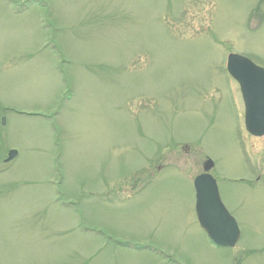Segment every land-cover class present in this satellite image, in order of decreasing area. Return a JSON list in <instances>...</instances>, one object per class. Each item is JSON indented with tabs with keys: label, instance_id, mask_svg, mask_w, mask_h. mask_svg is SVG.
I'll use <instances>...</instances> for the list:
<instances>
[{
	"label": "rangeland",
	"instance_id": "obj_1",
	"mask_svg": "<svg viewBox=\"0 0 264 264\" xmlns=\"http://www.w3.org/2000/svg\"><path fill=\"white\" fill-rule=\"evenodd\" d=\"M232 53L264 66V0H0V264H264ZM208 158L234 248L197 218Z\"/></svg>",
	"mask_w": 264,
	"mask_h": 264
},
{
	"label": "water",
	"instance_id": "obj_2",
	"mask_svg": "<svg viewBox=\"0 0 264 264\" xmlns=\"http://www.w3.org/2000/svg\"><path fill=\"white\" fill-rule=\"evenodd\" d=\"M228 71L240 83L245 96L264 88V69L243 56L231 54ZM261 118L252 107H247V130L255 136H264V124H256V120ZM16 154V151H11L7 161H11ZM213 167V161L208 160L205 173L194 182L198 220L214 244L223 248L234 247L241 237V231L221 200L216 180L209 174Z\"/></svg>",
	"mask_w": 264,
	"mask_h": 264
},
{
	"label": "flooded vegetation",
	"instance_id": "obj_3",
	"mask_svg": "<svg viewBox=\"0 0 264 264\" xmlns=\"http://www.w3.org/2000/svg\"><path fill=\"white\" fill-rule=\"evenodd\" d=\"M256 64L259 65V66H262V65H260L258 63H256ZM262 67H264V66H262ZM249 99H250V104H253L255 100L256 101H258V100H264V95L263 96H254V97H251ZM242 101H243V106H244V117H246V111H247L246 110V106H247V103H246V101L244 99L243 94H242ZM2 121H3V118L0 120V126H2V124H3ZM16 158H17V156H16ZM16 158H14V160ZM14 160H12L11 162H13ZM0 162H1V159H0ZM4 162H5V164H7L6 160H4ZM11 162H8V164L11 163Z\"/></svg>",
	"mask_w": 264,
	"mask_h": 264
}]
</instances>
